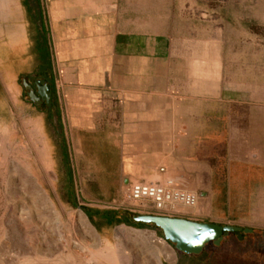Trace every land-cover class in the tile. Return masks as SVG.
<instances>
[{
	"label": "crops",
	"instance_id": "obj_1",
	"mask_svg": "<svg viewBox=\"0 0 264 264\" xmlns=\"http://www.w3.org/2000/svg\"><path fill=\"white\" fill-rule=\"evenodd\" d=\"M17 3L23 11L22 1ZM26 3L40 10L48 41H5L6 33L14 37L15 32L26 39L27 25L0 22V112L8 114V88L14 80L46 65L53 78L52 141L65 140V168L78 173L75 182L84 198L119 200L118 204L137 184L134 181L151 177L153 182L140 183L176 190L174 182L177 189L198 194L201 208H167L163 215L264 231V216H255V223L248 222V216H230L233 207L243 204L233 195L242 187L232 176V120L216 89L202 87L201 78L190 70L195 52L207 40L202 42L193 29L186 33L178 27L177 11L170 9L169 0ZM184 16L181 7L182 20ZM33 45L48 48L46 60L35 62L40 63L27 73L7 68L5 49L21 48L26 64ZM218 144L228 150L226 165H217L212 154ZM109 234L104 228L102 235ZM174 252L181 259L168 264L191 258Z\"/></svg>",
	"mask_w": 264,
	"mask_h": 264
},
{
	"label": "rangeland",
	"instance_id": "obj_2",
	"mask_svg": "<svg viewBox=\"0 0 264 264\" xmlns=\"http://www.w3.org/2000/svg\"><path fill=\"white\" fill-rule=\"evenodd\" d=\"M21 1L23 11L19 10L18 0H15L11 16L7 19L0 17V22L15 27L20 22H25L26 39H21L19 33L15 32L14 37L6 33L4 40L48 41L46 22L40 10L36 8L37 5H29L27 0ZM169 6L170 9L176 8V23L179 28L184 27L186 33L193 29L194 35L202 42L207 40V43L202 44L201 49L195 52L190 70L194 76L201 78L202 87H214L220 97L218 101L227 105V116L229 114L232 120V176L239 178V187H242L234 190L233 195L240 199V203L243 202L240 207H233L230 216H248V222L255 223V216H264V173L261 163L264 161V0H169ZM181 7L185 14L183 20L180 17ZM20 52L21 48L8 47L4 50L3 57L9 70H23L27 73L35 62L46 60L48 57L46 46L39 48L33 45L29 49L30 57H27L29 62L25 64L22 60L26 56L19 55ZM21 79V76L18 77L8 88V114L0 112V134L7 132L13 142L10 148L0 153V156L6 159V164L0 168L3 170L0 175V264H46L45 259L58 260L62 254L67 253L69 247L76 254V258H82L80 264H92V252L87 248L81 249L80 240H90L93 244L97 235L100 241L102 240L101 246L108 242L113 246L121 245L131 256V264H168L169 261L179 259V254L176 256L175 252L156 258L148 251L150 249L138 243L130 233H124L123 239L117 238V228L124 225L135 227L131 223H122L112 230L109 228V237L102 235L104 229L99 234L85 208L117 211L121 216L126 213L132 218L134 214L163 215L167 208L174 211L199 209V200L193 207L169 202L165 209L157 211L148 200L136 202L127 198L125 194L128 190L118 204L115 202L119 200L86 199L82 195L79 182H75V178L79 179L76 172L72 174V194H68V187L64 186L66 182L60 180L59 176L66 173L65 167L60 165L55 142L52 141L54 133H48L45 113L42 112L45 109L39 110L31 103L21 85ZM33 125H38L46 138L51 167L56 175L54 184L48 182L37 161L36 154L41 144L36 140ZM223 146L218 144V150L212 151L217 157V165L228 164L227 160H224V156L228 159V150L224 151ZM25 155L32 160V167L40 184L51 196L58 210L63 211L66 220L69 221L70 215L76 216L81 211L92 227L77 220L74 227L67 230L69 242L61 240L59 232L52 227L51 213L42 206L35 208L33 192L29 184L21 179L24 177L19 172L18 164ZM240 171H244V174H239ZM153 181L154 178L148 177L133 183ZM173 188L196 194L198 197L194 191L177 189L174 182ZM247 209L251 213L247 214ZM135 228L154 231L157 236L163 238L162 231L153 225ZM243 235L244 237L239 239L237 234L231 233L219 246L208 244L205 250L206 257H210L209 264H264V231L256 230ZM172 246L174 247L173 244ZM89 258L91 261L88 262ZM196 258H184L182 263L193 264ZM77 262L75 264H79Z\"/></svg>",
	"mask_w": 264,
	"mask_h": 264
},
{
	"label": "bare ground",
	"instance_id": "obj_3",
	"mask_svg": "<svg viewBox=\"0 0 264 264\" xmlns=\"http://www.w3.org/2000/svg\"><path fill=\"white\" fill-rule=\"evenodd\" d=\"M14 2L15 0H0L1 18L7 19L11 16V11ZM32 129L37 135L36 140H38V142L41 144V148L37 151L38 153L36 154L37 161H39V164L41 165L48 182L50 184H54L56 175L51 167V161L49 158V151H48L46 138L41 128L38 125H33ZM12 143L13 142H11L10 140V135L7 132H2L0 134V153L6 150V148H8ZM31 161L28 155H25L20 160L18 164L19 172L22 173L24 177V178L21 177V179H23L24 182L27 183V185L29 184L28 186L31 188L33 192V197L35 199V202L37 203V204L35 203V208L39 209L42 206L43 208H47L49 210L52 217L53 229L59 232V235L61 236V240L63 239L67 242L68 241L67 230L72 229L74 227L75 221L76 222L77 220L82 221L84 222L85 225L87 224L89 227L91 226V224L89 223L88 219L81 211H79L78 215L76 216L70 215L68 217L69 221L66 220L63 211L61 212L58 210L51 196L40 184L39 178L36 175L35 171L33 170ZM5 164H6V159L0 156V168L2 166L4 167ZM2 171L3 170L0 169V175L2 174ZM126 197L136 202L139 201L141 202L142 200H148L150 201L153 209L157 211L165 209L167 203L169 202L181 203L187 207H193L197 204L198 201L196 194L167 189L163 186L154 185V184H145V183H137L132 185L129 188ZM82 222L79 223L82 224ZM116 233H117V238H122L124 236V233H130V235L133 236V239L139 241L138 243H141L146 248L150 249L148 251L156 258H159V256L161 255L168 256L170 255V253H174L175 250L171 248L172 246H170L164 238L157 236L154 231L140 230L134 227L124 225L118 227ZM101 241L99 235L96 236V240L93 244L90 240L89 242L91 243H89L87 240H80L81 249L87 248L90 250V252H92L93 254L92 264H131V259H132L131 256L128 254L127 251L124 250V248L121 245L113 246L108 242L104 246H101L102 245ZM92 249H94L96 252H93ZM67 250H68L67 253L62 254L58 258V260L45 259L46 264H75L77 261H78L77 263L79 264L82 263L83 261L82 258L81 257L76 258V254L72 251L70 247ZM89 260L91 261L90 258L88 259V262Z\"/></svg>",
	"mask_w": 264,
	"mask_h": 264
},
{
	"label": "water",
	"instance_id": "obj_4",
	"mask_svg": "<svg viewBox=\"0 0 264 264\" xmlns=\"http://www.w3.org/2000/svg\"><path fill=\"white\" fill-rule=\"evenodd\" d=\"M44 70H46V65L40 66L38 72ZM51 80L47 73H44L42 78L37 79L34 82V85L38 87L37 93L26 79L21 80L24 87L29 90L28 99L39 105L46 102L49 111L52 107V94L48 92L49 88L46 82ZM132 218L137 222L155 225L157 229L162 231L163 238L167 242L173 244L178 252L188 255L201 254L210 243L216 246L221 245L224 238L231 233H236L239 239H242L244 233L254 232L253 228H242L234 224L198 221L159 214H134Z\"/></svg>",
	"mask_w": 264,
	"mask_h": 264
},
{
	"label": "trees",
	"instance_id": "obj_5",
	"mask_svg": "<svg viewBox=\"0 0 264 264\" xmlns=\"http://www.w3.org/2000/svg\"><path fill=\"white\" fill-rule=\"evenodd\" d=\"M40 63V62H39ZM39 63H37L36 65H39ZM31 103L33 105H35L39 110H42L40 107H38L34 102L31 101ZM42 112L45 113V118H46V124H47V130L48 133L53 134L54 133V128L52 127L50 121H51V112L48 111L47 108H45V110H42ZM55 147H56V153L59 155L58 159L60 161V165L65 167V160L67 159L66 156V143L65 140H58L55 142ZM64 171H66V173L64 174H59L60 176V180L62 179V181H65L66 183H64V186L68 187L67 193L68 194H72V190H71V186H73V181H72V173L68 172V170L66 168H64ZM72 197V196H71ZM70 197V198H71ZM72 201V200H71ZM73 205H74V201H72ZM86 213L88 214L91 223L97 228V230L99 232H101L104 228H110L111 230L117 226L120 225L122 223H128L130 222L131 225L135 226V227H143V226H150L153 224H146V223H142V222H136L134 221L130 216L126 215V213L121 216V214L117 211H100L97 209H89V208H85ZM103 212V214L101 213ZM155 226V225H153ZM186 255V254H184ZM189 257H197L194 261L193 264H209L206 263V251H204L201 255L195 256V255H186ZM167 264V263H165ZM183 264V263H180Z\"/></svg>",
	"mask_w": 264,
	"mask_h": 264
},
{
	"label": "flooded vegetation",
	"instance_id": "obj_6",
	"mask_svg": "<svg viewBox=\"0 0 264 264\" xmlns=\"http://www.w3.org/2000/svg\"><path fill=\"white\" fill-rule=\"evenodd\" d=\"M44 73H47L48 76L51 77V79H52L51 81H47L46 84L48 85V88H49L48 92H50V93L52 94V96H51V100H53V94H54V91H53V78H52V76H51V74H50V72H49L48 69H46V70H44V71H42V72H38V68H36L35 71H34L33 73H30V74H28L27 76L22 77L21 80L26 79L27 82L33 86L34 91L37 93V92H38V87L34 85V82H35L37 79L42 78V75H43ZM21 85H22L24 91H25V92L27 93V95H28V91H29V90H27V89L24 87V85H23L22 82H21ZM35 104H36V103H35ZM36 105H37L38 107H41V108H43V107L46 108V107H47L46 102H43L41 105H39V104H36ZM235 234H236V233H235Z\"/></svg>",
	"mask_w": 264,
	"mask_h": 264
}]
</instances>
